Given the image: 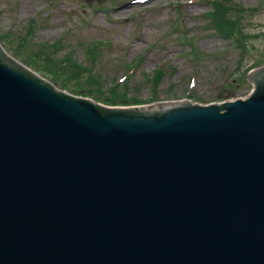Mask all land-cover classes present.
I'll list each match as a JSON object with an SVG mask.
<instances>
[{
  "label": "water",
  "instance_id": "water-1",
  "mask_svg": "<svg viewBox=\"0 0 264 264\" xmlns=\"http://www.w3.org/2000/svg\"><path fill=\"white\" fill-rule=\"evenodd\" d=\"M249 72L245 100L108 108L0 45V264H264V67Z\"/></svg>",
  "mask_w": 264,
  "mask_h": 264
},
{
  "label": "rangeland",
  "instance_id": "rangeland-1",
  "mask_svg": "<svg viewBox=\"0 0 264 264\" xmlns=\"http://www.w3.org/2000/svg\"><path fill=\"white\" fill-rule=\"evenodd\" d=\"M215 9L240 23L245 49L215 29ZM0 42L58 90L106 107L223 103L249 95L247 73L264 64V0H0Z\"/></svg>",
  "mask_w": 264,
  "mask_h": 264
},
{
  "label": "trees",
  "instance_id": "trees-1",
  "mask_svg": "<svg viewBox=\"0 0 264 264\" xmlns=\"http://www.w3.org/2000/svg\"><path fill=\"white\" fill-rule=\"evenodd\" d=\"M218 24L222 28V30L231 31V23L224 21L222 18L218 19Z\"/></svg>",
  "mask_w": 264,
  "mask_h": 264
},
{
  "label": "bare ground",
  "instance_id": "bare-ground-1",
  "mask_svg": "<svg viewBox=\"0 0 264 264\" xmlns=\"http://www.w3.org/2000/svg\"><path fill=\"white\" fill-rule=\"evenodd\" d=\"M131 1H133V0H131ZM134 1H137V0H134ZM142 1L143 0H139L140 3H143ZM154 1H157V0H154ZM159 1H161V0H159ZM123 14H124V10H119L117 17H121Z\"/></svg>",
  "mask_w": 264,
  "mask_h": 264
}]
</instances>
